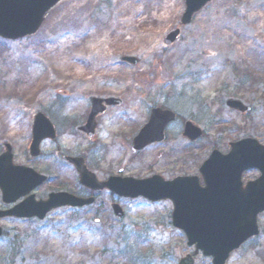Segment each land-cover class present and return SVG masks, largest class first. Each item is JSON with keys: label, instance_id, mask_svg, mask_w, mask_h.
<instances>
[{"label": "rangeland", "instance_id": "rangeland-1", "mask_svg": "<svg viewBox=\"0 0 264 264\" xmlns=\"http://www.w3.org/2000/svg\"><path fill=\"white\" fill-rule=\"evenodd\" d=\"M185 8V0H62L35 34L0 38V154L10 144L15 164L48 177L34 190L37 199L61 190L96 197L93 206L59 208L44 220L0 219V264H133L129 250L134 264H179L194 252L172 225L170 200L92 192L65 159L84 157L100 180L154 174L171 180L200 176L211 151L227 153L231 142L253 137L264 144V0H211L186 25ZM176 29L180 35L167 43ZM93 97L122 102L97 117L90 138L81 128ZM229 98L251 111L229 108ZM157 107L175 111L178 119L168 126L166 141L136 152L133 139ZM38 112L57 137L44 140L33 157ZM187 120L204 132L196 141L183 135ZM259 175L249 170L243 181ZM114 203L125 218L115 217ZM9 206L0 190V209ZM259 225L262 237L228 264H264V213ZM196 264L212 260L200 254Z\"/></svg>", "mask_w": 264, "mask_h": 264}, {"label": "water", "instance_id": "water-1", "mask_svg": "<svg viewBox=\"0 0 264 264\" xmlns=\"http://www.w3.org/2000/svg\"><path fill=\"white\" fill-rule=\"evenodd\" d=\"M61 0H0V37L17 40L36 33L44 22L46 14ZM211 0H185L186 8L182 24H189ZM180 30L169 34L167 43L176 40ZM124 60L136 63L132 57ZM92 110L83 130L92 137L95 134L96 117L102 114L106 105L120 104L121 100L93 98ZM106 103V105L103 104ZM227 106L242 113L250 111L241 100L228 99ZM171 110L154 108L148 123L133 140L137 152L148 145L166 139L167 125L176 120ZM184 136L192 141L203 135L200 127L187 121ZM55 139L56 130L50 120L41 112L35 116L31 155L40 154V144L44 139ZM79 172V182L85 187L98 191L110 190L120 197H144L149 201L171 200L174 205L173 225L182 230L189 246L196 248L204 256H211L213 264H226L230 254L250 237L259 233L258 215L264 211V145L254 138H246L231 143V150L224 154L213 150L200 167L204 185L199 176H178L165 180L160 175L137 179L134 177L111 176L100 181L91 172L82 157H67ZM248 169H258L259 178L244 185L243 173ZM47 180V176L30 167L14 164L10 144L0 155V189L2 199L7 204L20 203L7 210H0V218H38L40 220L60 207H83L94 203L95 198H83L66 191L50 193L46 200H37L33 192ZM117 218L125 216L124 210L113 204ZM3 229L0 227V237ZM180 264H194V257H183Z\"/></svg>", "mask_w": 264, "mask_h": 264}, {"label": "flooded vegetation", "instance_id": "flooded-vegetation-1", "mask_svg": "<svg viewBox=\"0 0 264 264\" xmlns=\"http://www.w3.org/2000/svg\"><path fill=\"white\" fill-rule=\"evenodd\" d=\"M261 237H262L261 235H257V236H255L254 238L248 240L247 242H245V243L240 247L239 250L244 249V248H246L247 246H249V245L252 243V241H254L253 239H257V238H261ZM239 250H237V251H235L234 253H232V255L235 254L236 252H238Z\"/></svg>", "mask_w": 264, "mask_h": 264}, {"label": "trees", "instance_id": "trees-1", "mask_svg": "<svg viewBox=\"0 0 264 264\" xmlns=\"http://www.w3.org/2000/svg\"><path fill=\"white\" fill-rule=\"evenodd\" d=\"M126 256H127V258H132V263L134 264V260L136 259L135 253H133L132 251L129 250L126 252Z\"/></svg>", "mask_w": 264, "mask_h": 264}, {"label": "bare ground", "instance_id": "bare-ground-1", "mask_svg": "<svg viewBox=\"0 0 264 264\" xmlns=\"http://www.w3.org/2000/svg\"><path fill=\"white\" fill-rule=\"evenodd\" d=\"M94 47H97V44Z\"/></svg>", "mask_w": 264, "mask_h": 264}]
</instances>
